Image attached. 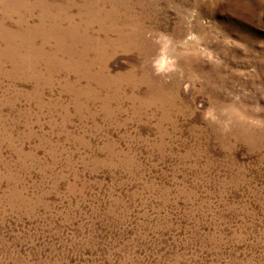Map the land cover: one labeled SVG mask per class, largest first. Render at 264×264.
Here are the masks:
<instances>
[{
    "label": "rangeland",
    "instance_id": "rangeland-1",
    "mask_svg": "<svg viewBox=\"0 0 264 264\" xmlns=\"http://www.w3.org/2000/svg\"><path fill=\"white\" fill-rule=\"evenodd\" d=\"M0 264H264V0H0Z\"/></svg>",
    "mask_w": 264,
    "mask_h": 264
}]
</instances>
